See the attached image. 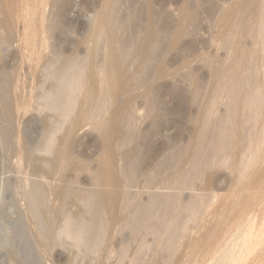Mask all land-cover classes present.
Wrapping results in <instances>:
<instances>
[{
  "label": "rangeland",
  "instance_id": "obj_1",
  "mask_svg": "<svg viewBox=\"0 0 264 264\" xmlns=\"http://www.w3.org/2000/svg\"><path fill=\"white\" fill-rule=\"evenodd\" d=\"M5 1L0 2V264H13V257L18 258V264H53L58 257L62 260L57 264L90 263L74 258L75 248L65 229L86 211L81 199L90 191L104 190L98 172L107 157L105 135L95 123L108 118L115 107L122 111L121 121H131V107L142 105L152 94L160 96L171 123L154 136L157 147L148 154L133 155L132 144L123 142L126 133L113 140L116 167L122 170L126 161L140 160L142 169L136 180L125 182L122 178V200L126 195L134 201L140 197L146 200V184L155 177L158 193L170 192L185 205L195 203V208L183 211L182 222L174 231H161L172 241L157 246L153 261L149 259L152 237L143 244L148 231L133 242L122 262L118 260L120 231L126 236L130 233L120 225L109 229L113 247L101 261L264 264V110L256 108L264 105V0H9L10 5ZM133 24L139 26V39L124 61L126 77L119 88L112 89L104 78V68L111 67L113 59L124 52L123 39ZM150 26L165 27L167 52L153 64H140L145 51L152 53ZM231 38L236 41L232 51L228 47ZM238 56L242 58L244 87L251 89L252 79V86L260 92L256 107L251 105L249 90L234 108L232 98L217 88L214 67L217 63L231 65ZM75 62L84 64L93 97L85 117H76L80 121L77 131L67 137L65 133L75 120L64 121L46 107V91L53 81L47 77L56 68L64 71ZM148 68H152L149 73ZM108 86L113 90L112 100L105 107L101 97ZM141 110L138 122L143 120ZM216 117L226 125L234 120L236 140L222 156L220 167H207L204 175L192 179L190 188L176 190L185 180V174L176 171L182 165L181 157L204 122ZM67 142H71V154L66 153L67 147L62 148ZM170 153H180L174 168L156 174ZM162 184H173V189L160 190ZM37 187L43 206L33 212L26 198ZM68 190L74 195L69 196ZM119 205L115 211L123 217ZM106 215L107 219L112 214ZM139 250L143 255L138 257Z\"/></svg>",
  "mask_w": 264,
  "mask_h": 264
},
{
  "label": "bare ground",
  "instance_id": "obj_2",
  "mask_svg": "<svg viewBox=\"0 0 264 264\" xmlns=\"http://www.w3.org/2000/svg\"><path fill=\"white\" fill-rule=\"evenodd\" d=\"M1 1L2 0H0V2ZM8 1L9 0H7V3L5 1V3L8 4ZM138 19L140 18L137 17V20ZM121 25H124V22L119 23V26ZM138 27H139L138 25H134V24L132 26H129L130 34L129 36L123 39L124 46L126 47L124 52L123 53L121 52L120 57L113 59V62H112L113 64L111 67H107V66H105V68L103 67L105 71L104 78L106 82L109 84V86L112 85L113 87L112 89L119 88L121 82H123L124 78L126 77L127 67L125 66L124 61L125 59H127L126 58L127 56H129L130 54L134 52L133 50L136 47L135 41L137 42V39H139V35H140L138 31ZM58 28L59 27L57 25H55V27L53 26V29L57 30ZM126 29H127V26H126ZM148 35H149L148 40L151 41L150 47L152 48L151 50L152 53L145 51L142 54V56L139 58L140 64H143L146 62L147 64H153L160 59V56L163 55L165 51L167 52V50L165 49L166 40H167L165 27H160V29H154L153 26H150ZM262 38L264 39V37ZM235 44H236L235 39L231 38V40L228 41L229 50L231 49L232 51V49L235 48ZM233 58L234 59L232 60L234 61H232L233 63L231 62V65L230 63L229 65L228 63H226L227 65H222L221 67L220 66L221 64L219 65V63H217L219 67L218 66L217 68L214 67L215 77L217 79V88L220 89L219 91H221L224 94L229 95L232 98V103L230 105L234 108H236L243 101V99L246 97L245 95H247V92L249 90L251 91V100H252L251 105L253 107H256L254 101L258 99L260 92L252 86V79H251V89L250 87H247V88L244 87L245 81H244V77L241 75L242 58L240 59V56L233 57ZM151 69L152 68H148L147 72L149 73ZM85 70L86 69L83 63L75 62L74 64L72 63L70 68L64 71L60 70L59 68H56L54 72L52 74H49L47 77V78L53 79V81L50 85V90L46 91V97H45L47 100L46 107H48V109H52L56 113V115L63 118L64 121H67L68 119H72L73 121L75 120L68 127L67 132L65 133L67 137L68 135H72L76 127V124L79 123L78 125H80V121H77L76 117L81 115V117H79L78 120L80 118L85 117L83 113L88 108L87 106L89 105V101H91L93 97V91H89L91 90V85L89 83L90 78H88V75H85ZM148 73L147 75L149 76ZM142 81H145V79H142ZM109 86L108 88H105L103 90L102 97H101L105 103V105H103L105 107L110 106V103H108V101L112 97L110 95V92H112L113 90L111 89L112 91H110L111 87L109 88ZM84 90L85 91L87 90V91L85 92ZM76 102H77V106L74 105ZM113 106L114 105L111 104V107ZM162 106H163V102L160 96L158 94H152L144 101L142 105L135 104L134 106L131 107L132 109L131 111L133 112V117L131 121L128 122L126 121L125 118H124V121H121L122 111L119 112L118 109H116V107L114 106L115 109L112 112V114L108 116V118L107 116H105L102 119V117L100 116L101 119L97 123H95L97 128L100 131H102V133H104L105 135V148L104 149H106L107 157L103 159V163H101L102 166H100L99 164L100 173L98 172V174L100 175V179L98 175L96 174L98 179L102 180L101 184L103 186L102 185L101 186L105 191L99 188L101 189V192H100L99 189L94 188L96 189L97 192L95 190L94 192L93 191L88 192V194L84 192V194H86L85 197L83 199L81 198L80 199L82 203H84V206H85L84 210L86 211H84V213L82 212L83 215H81L78 220L76 221L74 220V222L70 223V225L68 221L71 222L72 220L67 221V225L69 226L66 227L67 229H65V234L72 241L71 243L72 247L75 248L74 252H72V255L74 256V258L80 257L82 259H87L90 262L89 264H103L104 256H106L108 252L112 250V247H113L111 245L113 244L114 238L111 236L109 237L108 235L109 229L114 228L115 225H120L121 228H126L127 230H129L130 233L128 236H126L124 235L123 232L120 231L121 233L120 238L119 237L117 238L119 239L117 244L120 247V249H116V254L119 253L117 254L119 255L118 260L122 262L127 257L129 253V249L132 247L133 242L134 243L137 242L139 240L140 235L144 231L145 232L148 231L149 234H146L145 236L146 240L143 241V244L148 241L147 238L149 236L152 237L151 241L149 240V242H151V245H150L151 254L149 255L150 256L149 259L150 261H153L155 258V255L157 254V250H156L157 246L160 244H163V243L165 244V243H169L172 241V238L170 237L164 238L163 234H161V231H167V230L169 232L174 231V229L179 227L182 222L183 211L189 212L192 208H195L194 207L195 203L185 205L181 199L177 198L174 194L170 192L158 193L156 189L157 188L159 189L160 185L157 183V179H155V177H152L151 179H149L146 184V189L149 191V196L146 200L140 197L137 201H134L133 200L134 198L131 199L132 197L129 198L130 196L127 198V195H126V198L125 197L123 198L124 201L122 200V191H121V183L123 181L122 178L125 179V182L129 181L130 179L131 181L136 180L138 179V176L141 173L142 169L140 166V160H137L136 162H132L128 160L125 162L123 169L119 170L116 167L117 159L112 152L113 140L116 138L117 135L123 132L127 134V136L125 134L123 138V142L125 141L124 143L129 142L132 144V151H134L133 155L137 153L138 154L141 153L143 155L146 153L148 154V153L153 152L155 148L157 147L156 143L153 141L154 136L157 133L159 134V131L161 129L163 130L165 128L168 129V127L170 126L169 124L171 123L169 112L164 111L163 108L165 106L163 108ZM263 107L264 105L262 107H256V108L264 110ZM126 108H127V105L123 109L125 110ZM141 108H142L141 111L144 112L141 114H143L144 116L141 115L143 117V120L141 119L142 120L141 121L139 119L141 122H138L136 116L138 114V110ZM252 109L253 108H251V111ZM257 109L256 111H258ZM211 110L213 111V107ZM94 119H98V118L94 117ZM82 120L83 119H81V123H82ZM147 121H148V124H146ZM60 123L59 124L62 126L63 121H61ZM4 135L6 136V134ZM237 136H238L237 127L233 119L231 120L230 123H228V125L224 123L221 117H216L213 120H208L204 122L202 131L196 137L192 145L188 148V150L186 151V154L183 155V157H181V160H180V164H182L181 167L179 169L178 168L176 169V171L177 170L182 171V173L185 174L184 182L181 184V186L176 187V190L190 188L192 179L196 176L204 175L207 167L208 168L210 167L213 169L220 167L223 163L222 156L225 154V152L231 149L233 141L236 140ZM55 139L53 138L51 139V141L52 140L55 141ZM70 143L67 142L65 144L66 146L62 148L64 149L66 147L67 149L70 148L69 147ZM49 148H52V147H49ZM73 148H74V145H73ZM69 150L70 149H68L66 153L70 152ZM177 154H180V153L168 154L166 158L162 161V163L159 165L155 173L159 174L163 172L164 170H168L169 172H171V169L174 168L173 164L175 162ZM173 173L174 172L170 173L171 177ZM180 173L181 172H179L178 174ZM168 179L167 181H169ZM95 182L94 184L98 183V182L97 183ZM172 185L173 184H168V185L162 184L163 187L161 186L162 189L160 190H166V189L172 188ZM98 186L100 187V185H97V187ZM65 187L66 186H64V188ZM32 189L33 190L31 191L30 195L27 196L26 200L28 199L29 204H30L29 206H31L32 208L31 210L33 211V209H36L35 212H37V208L39 210L43 206L41 203L43 195L41 196V194H37L39 191L38 187L37 189L35 188L37 190L36 192L34 191L35 190L34 188ZM87 189L89 188H85L86 191ZM68 192H69V196L70 194L73 193L71 190L70 191L68 190ZM75 193L77 192L75 191ZM79 194H81V192ZM105 204H107V206ZM118 204H120L119 208H121V205H122V212L124 213L123 217L121 215L116 214L115 210L116 208H118L117 207ZM197 204L198 203H196V205ZM200 204L201 205L203 204V200L201 201ZM109 210H111L110 214H112V215L109 214L110 216L106 213V211L110 212ZM64 212H67V211L64 210ZM106 214L110 217L109 220H108L109 217L106 219L105 217ZM42 215L44 214L42 213ZM42 219L40 220L43 221ZM37 224L39 223L37 222ZM5 240H8V238ZM137 255L139 257V256H142L143 254H141V251L139 250V253H137ZM101 259H103V261H101ZM60 260H62L61 257L54 259L53 264H57L59 262L61 263ZM12 261H13V264H18L20 262L17 257L15 258L13 257Z\"/></svg>",
  "mask_w": 264,
  "mask_h": 264
}]
</instances>
